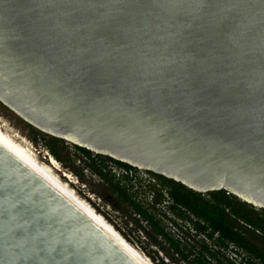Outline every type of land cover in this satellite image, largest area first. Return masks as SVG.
I'll use <instances>...</instances> for the list:
<instances>
[{"label": "water", "instance_id": "water-1", "mask_svg": "<svg viewBox=\"0 0 264 264\" xmlns=\"http://www.w3.org/2000/svg\"><path fill=\"white\" fill-rule=\"evenodd\" d=\"M38 2L0 0L4 105L48 135L264 209L260 0ZM0 264L142 263L0 144Z\"/></svg>", "mask_w": 264, "mask_h": 264}, {"label": "trees", "instance_id": "trees-1", "mask_svg": "<svg viewBox=\"0 0 264 264\" xmlns=\"http://www.w3.org/2000/svg\"><path fill=\"white\" fill-rule=\"evenodd\" d=\"M37 136L32 137L35 143L43 140L51 155L65 163L63 139ZM74 146L88 157L84 167L108 184L117 200L135 215L137 224L142 221L149 227L141 228L169 259L166 262L157 253L148 252L156 264H264L263 208L256 209L226 190L202 194L152 172L163 186L145 187L128 176L117 177L106 170L107 161L126 168L133 166L101 154L93 158L91 151ZM149 191H154L152 200Z\"/></svg>", "mask_w": 264, "mask_h": 264}, {"label": "rangeland", "instance_id": "rangeland-1", "mask_svg": "<svg viewBox=\"0 0 264 264\" xmlns=\"http://www.w3.org/2000/svg\"><path fill=\"white\" fill-rule=\"evenodd\" d=\"M0 131L50 170L67 188L86 203L92 212L102 218L126 244L138 252L148 263L152 264L154 262L156 264L157 262L149 256L148 252L151 255L157 253L164 261H169L146 236L143 229L148 230L149 227L146 226L145 222L140 221L137 224L134 220L135 215L132 214L126 204L117 200L116 195L108 188V184H103L97 175L92 174L79 161L81 154L73 143L63 140L61 145L64 147L63 156L65 163L57 160V169H54L49 163V158L52 155L42 144L43 140H38L36 143L32 140L35 134L41 139L45 137L46 140H48L50 135L26 122L1 101ZM63 173H68L69 176L66 177ZM156 183L163 186L158 179H156ZM256 209L259 208L256 207Z\"/></svg>", "mask_w": 264, "mask_h": 264}, {"label": "bare ground", "instance_id": "bare-ground-1", "mask_svg": "<svg viewBox=\"0 0 264 264\" xmlns=\"http://www.w3.org/2000/svg\"><path fill=\"white\" fill-rule=\"evenodd\" d=\"M0 144L13 153L18 159L29 166L33 171L40 175L45 181L52 185L57 191H59L64 197H66L75 207H77L82 213L89 217L94 223H96L101 229L115 239L120 245H122L131 255H133L142 264H150L144 258H142L138 252H136L131 246L126 244L117 233L107 225L102 218L91 211L90 208L84 203L78 196H76L69 188H67L50 170H48L43 164L36 160L20 145H17L11 138L3 134L0 131ZM50 165L57 169V160L50 156ZM66 177L68 173H63ZM72 182V181H71Z\"/></svg>", "mask_w": 264, "mask_h": 264}, {"label": "built area", "instance_id": "built-area-1", "mask_svg": "<svg viewBox=\"0 0 264 264\" xmlns=\"http://www.w3.org/2000/svg\"><path fill=\"white\" fill-rule=\"evenodd\" d=\"M89 151H91V150H89ZM78 152L81 154L79 157L80 162L83 163L85 160L88 159L87 155H85L84 153H82L79 150H78ZM91 152L93 153L92 157L96 158L98 153L93 152V151H91ZM106 164H107L106 170L111 171V173L116 175L117 177L128 176V177L132 178L134 182L139 181L145 187L149 184H154V185H156L157 188H159V189L161 188L160 184L156 183V179L149 173V171H146L142 168L134 167V166H133V168H126L124 166H120V165L116 164L113 161H107ZM226 193L232 194L228 190H226ZM202 194H205V193H202ZM148 196H149V200H152L154 197V191H149Z\"/></svg>", "mask_w": 264, "mask_h": 264}, {"label": "snow or ice", "instance_id": "snow-or-ice-1", "mask_svg": "<svg viewBox=\"0 0 264 264\" xmlns=\"http://www.w3.org/2000/svg\"><path fill=\"white\" fill-rule=\"evenodd\" d=\"M55 0H39L37 7H44L54 4ZM130 7L147 8L157 7L166 9H177L183 6V0H127ZM260 5L264 8V0H260ZM234 7L237 5H233ZM264 122V120H262Z\"/></svg>", "mask_w": 264, "mask_h": 264}]
</instances>
